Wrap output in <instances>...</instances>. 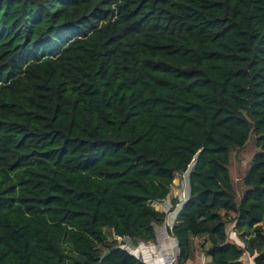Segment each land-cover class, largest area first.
Returning <instances> with one entry per match:
<instances>
[{
	"label": "trees",
	"instance_id": "16d2710c",
	"mask_svg": "<svg viewBox=\"0 0 264 264\" xmlns=\"http://www.w3.org/2000/svg\"><path fill=\"white\" fill-rule=\"evenodd\" d=\"M185 172L176 264H264V0H0V264H143Z\"/></svg>",
	"mask_w": 264,
	"mask_h": 264
},
{
	"label": "rangeland",
	"instance_id": "374dc122",
	"mask_svg": "<svg viewBox=\"0 0 264 264\" xmlns=\"http://www.w3.org/2000/svg\"><path fill=\"white\" fill-rule=\"evenodd\" d=\"M257 152V149L254 144V138L250 137L247 141L245 147L239 151L234 153V157L232 160V165L230 168L231 174L235 177L236 182L240 181L241 175L247 170L248 164L252 158V156ZM183 191V192H182ZM188 192V183H187V173L184 174H177L175 175L172 187L170 189V193L166 197L165 200L161 202H152L150 205L154 207L157 211L165 213L167 216L165 217L164 223L161 226L156 227V232L158 236L162 237V240H167V225L170 223L171 219L176 212V206L173 205V200H176L177 203L182 201V197H186ZM168 219V220H167ZM167 223V224H165ZM228 234H230L229 229H227ZM105 233L108 239H116L119 243H124V248L127 252H130L129 248H132L133 242L129 239H120L115 238L108 230H105ZM169 241V240H167ZM136 246V245H135Z\"/></svg>",
	"mask_w": 264,
	"mask_h": 264
},
{
	"label": "crops",
	"instance_id": "0c3cea01",
	"mask_svg": "<svg viewBox=\"0 0 264 264\" xmlns=\"http://www.w3.org/2000/svg\"><path fill=\"white\" fill-rule=\"evenodd\" d=\"M233 224H229L227 229H229L230 234H228L227 230L226 233L228 235V238L235 242L238 245H241L240 241L237 239L236 234L232 230ZM169 240V241H167ZM167 240H162L161 236H158L156 232V243L155 244H144L146 246H150V248H154V250L151 249V252L157 253L161 257L167 255V253L172 250V252L177 255V248H176V241L174 238L167 236ZM138 245V244H137ZM209 243L207 242V237H200L195 240H192L191 243V257L186 262V264H211V259L205 255V251L209 248ZM163 255V256H162ZM256 256L254 253L252 256L249 254L243 255V257L240 259L243 264H253V258Z\"/></svg>",
	"mask_w": 264,
	"mask_h": 264
},
{
	"label": "built area",
	"instance_id": "2783aa9c",
	"mask_svg": "<svg viewBox=\"0 0 264 264\" xmlns=\"http://www.w3.org/2000/svg\"><path fill=\"white\" fill-rule=\"evenodd\" d=\"M185 173H187V175H188V172H185ZM182 174H184V173H182ZM187 183H188V180H187ZM187 195H188V192H187ZM186 199H187V196L182 197V201H180L179 203H176L174 205V206H176V208H175L176 214L171 218H169V216L167 217L168 219H171L170 223H168V224L165 223V224H167V225H165V227L167 226L168 230L172 229V227L175 223L176 216H177L179 210L181 209L183 203L186 201ZM146 245H148V244H146ZM146 245H144L142 243H138V245L133 246L132 248H129L130 252H128V253L131 254L132 256H134L137 260H139L143 264H176V262H175L176 261V255L172 252V250H170L167 253V255L161 257L157 253L151 252V249L154 250L155 247L150 248V246L148 247Z\"/></svg>",
	"mask_w": 264,
	"mask_h": 264
},
{
	"label": "water",
	"instance_id": "95a60500",
	"mask_svg": "<svg viewBox=\"0 0 264 264\" xmlns=\"http://www.w3.org/2000/svg\"><path fill=\"white\" fill-rule=\"evenodd\" d=\"M104 256H106V253H105V255Z\"/></svg>",
	"mask_w": 264,
	"mask_h": 264
},
{
	"label": "bare ground",
	"instance_id": "6f19581e",
	"mask_svg": "<svg viewBox=\"0 0 264 264\" xmlns=\"http://www.w3.org/2000/svg\"><path fill=\"white\" fill-rule=\"evenodd\" d=\"M163 256V255H162Z\"/></svg>",
	"mask_w": 264,
	"mask_h": 264
}]
</instances>
